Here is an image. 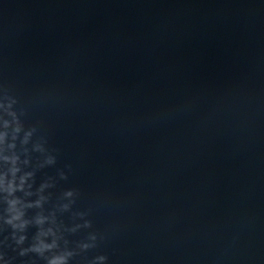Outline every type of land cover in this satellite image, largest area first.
Listing matches in <instances>:
<instances>
[{"label":"water","instance_id":"obj_1","mask_svg":"<svg viewBox=\"0 0 264 264\" xmlns=\"http://www.w3.org/2000/svg\"><path fill=\"white\" fill-rule=\"evenodd\" d=\"M264 264V0H0V264Z\"/></svg>","mask_w":264,"mask_h":264},{"label":"clouds","instance_id":"obj_2","mask_svg":"<svg viewBox=\"0 0 264 264\" xmlns=\"http://www.w3.org/2000/svg\"><path fill=\"white\" fill-rule=\"evenodd\" d=\"M54 264H55V262H54Z\"/></svg>","mask_w":264,"mask_h":264}]
</instances>
